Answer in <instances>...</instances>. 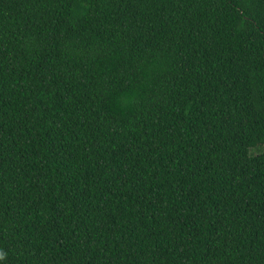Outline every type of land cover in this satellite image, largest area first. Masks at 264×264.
Here are the masks:
<instances>
[{
	"label": "trees",
	"instance_id": "trees-1",
	"mask_svg": "<svg viewBox=\"0 0 264 264\" xmlns=\"http://www.w3.org/2000/svg\"><path fill=\"white\" fill-rule=\"evenodd\" d=\"M0 264H264V0H0Z\"/></svg>",
	"mask_w": 264,
	"mask_h": 264
},
{
	"label": "rangeland",
	"instance_id": "rangeland-1",
	"mask_svg": "<svg viewBox=\"0 0 264 264\" xmlns=\"http://www.w3.org/2000/svg\"><path fill=\"white\" fill-rule=\"evenodd\" d=\"M249 153L252 155H256L258 153V150H250Z\"/></svg>",
	"mask_w": 264,
	"mask_h": 264
}]
</instances>
